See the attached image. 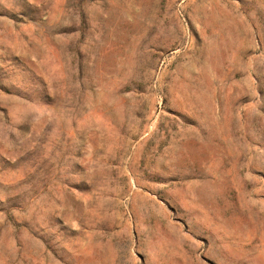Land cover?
Masks as SVG:
<instances>
[{
    "label": "rangeland",
    "instance_id": "374dc122",
    "mask_svg": "<svg viewBox=\"0 0 264 264\" xmlns=\"http://www.w3.org/2000/svg\"><path fill=\"white\" fill-rule=\"evenodd\" d=\"M0 264H264V0H0Z\"/></svg>",
    "mask_w": 264,
    "mask_h": 264
},
{
    "label": "bare ground",
    "instance_id": "6f19581e",
    "mask_svg": "<svg viewBox=\"0 0 264 264\" xmlns=\"http://www.w3.org/2000/svg\"><path fill=\"white\" fill-rule=\"evenodd\" d=\"M105 103V102H104ZM178 112V111H177ZM191 120V119H190ZM198 154V153H197ZM200 154V153H199ZM79 262V261H78Z\"/></svg>",
    "mask_w": 264,
    "mask_h": 264
}]
</instances>
